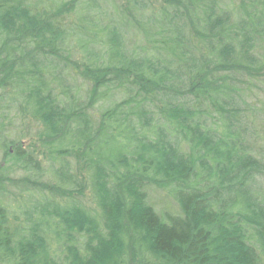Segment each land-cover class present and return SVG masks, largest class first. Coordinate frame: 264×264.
<instances>
[{
  "label": "trees",
  "instance_id": "16d2710c",
  "mask_svg": "<svg viewBox=\"0 0 264 264\" xmlns=\"http://www.w3.org/2000/svg\"><path fill=\"white\" fill-rule=\"evenodd\" d=\"M261 93L264 0H0V264H264Z\"/></svg>",
  "mask_w": 264,
  "mask_h": 264
},
{
  "label": "rangeland",
  "instance_id": "374dc122",
  "mask_svg": "<svg viewBox=\"0 0 264 264\" xmlns=\"http://www.w3.org/2000/svg\"><path fill=\"white\" fill-rule=\"evenodd\" d=\"M257 96H258V98H259V101L264 103V93H261V96H259V95H257ZM256 99H257V98H256ZM253 100H254V98H253ZM259 101H258V102H259ZM157 199H158V201H159L160 203H161L162 200H163L162 197H157Z\"/></svg>",
  "mask_w": 264,
  "mask_h": 264
}]
</instances>
